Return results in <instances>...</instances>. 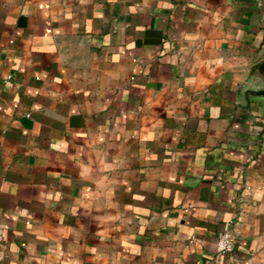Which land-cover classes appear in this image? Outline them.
Wrapping results in <instances>:
<instances>
[{
	"label": "crops",
	"instance_id": "crops-1",
	"mask_svg": "<svg viewBox=\"0 0 264 264\" xmlns=\"http://www.w3.org/2000/svg\"><path fill=\"white\" fill-rule=\"evenodd\" d=\"M263 59L264 0H0V264H264Z\"/></svg>",
	"mask_w": 264,
	"mask_h": 264
},
{
	"label": "built area",
	"instance_id": "built-area-1",
	"mask_svg": "<svg viewBox=\"0 0 264 264\" xmlns=\"http://www.w3.org/2000/svg\"><path fill=\"white\" fill-rule=\"evenodd\" d=\"M9 76L7 77V79ZM236 232L220 231L216 237L215 257L226 260L225 264H245V261L233 256V249L236 242ZM1 237V233H0Z\"/></svg>",
	"mask_w": 264,
	"mask_h": 264
},
{
	"label": "water",
	"instance_id": "water-1",
	"mask_svg": "<svg viewBox=\"0 0 264 264\" xmlns=\"http://www.w3.org/2000/svg\"><path fill=\"white\" fill-rule=\"evenodd\" d=\"M248 80L252 82L250 94L264 102V59L247 70Z\"/></svg>",
	"mask_w": 264,
	"mask_h": 264
}]
</instances>
